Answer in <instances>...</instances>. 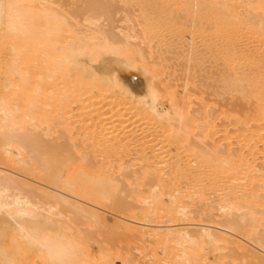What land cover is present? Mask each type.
<instances>
[{
    "label": "bare ground",
    "instance_id": "obj_1",
    "mask_svg": "<svg viewBox=\"0 0 264 264\" xmlns=\"http://www.w3.org/2000/svg\"><path fill=\"white\" fill-rule=\"evenodd\" d=\"M73 1L70 2L75 3ZM70 2L68 1V4ZM81 2L83 4H79L80 6L73 4L74 7L77 6L78 8H74L69 4L68 9L63 10L62 8V11L58 9L60 7L52 5V1L50 2L48 0L0 1V209H2L1 207L4 208L5 217L7 218L5 220L3 219V226L0 228V264H20L24 259H27L24 260L27 264V261L31 260V255H38L37 258L41 257L39 258V264H76L74 257H76V262L80 259H77V251L79 250L77 249L78 247H75L77 244L75 245L68 237L60 233L50 234L51 230L47 233V229L45 231V229L40 228V222L42 221L39 220L42 215L39 212L40 209L38 210V205L40 203L38 199L42 194H47V196L49 195L47 198H50V200L52 198L54 199L55 205L57 203L59 206L68 207L69 209L67 208L66 211L73 212V214L79 213L78 210H81L82 213L87 210L90 216L87 215L91 218H89L90 221L99 223L100 225L107 222V220L103 212H94L95 210H91L100 207H97V205L103 206L108 201L107 206L112 210L120 211L129 209L131 203L125 201L119 194H116L120 188L117 190V184L115 185L113 182L114 178L112 179L111 175L107 173V169L110 168L109 162L107 161L109 159L107 158L112 155H120L118 153H121L120 151L125 148V145H128L127 148H125L126 150L129 147L135 148L134 151L136 150L138 155L137 159H139V161H144V165L147 166V169H144V171L138 169L140 171L139 174L137 173L138 176L133 175L131 178L133 179L132 181L140 183L139 186H147V191L151 194L149 197L151 198V204L148 206L146 204V209H165V213L168 215L172 209H184L182 208V204L181 206L179 204L181 198L184 199L185 197H191L190 200L193 197L198 200L195 202L193 201L194 203L197 202V205L198 202H202V204H200L204 205V208L200 207L201 209H209L208 205L211 193L213 195L215 194V196L217 195L215 202L218 203L217 200L219 201L217 207H214V209H226V211H228L227 213L223 211V221H221V223L218 222V226H216L218 230L215 228V230H213L208 227H203V225L199 229L197 228V233H195L190 229L174 228L178 225H172L174 227L158 225V230L154 228L156 230L151 231L149 229V231H143L144 234L141 232L142 237L150 236L151 239L156 237L157 242H162L163 240H170L173 236L176 240L174 238L172 239L176 242L179 241L182 243V240L183 243H190L189 246L195 243V241L198 243L201 242V239H204L206 242H211L212 244L225 240L226 243L228 242L233 245V247L231 246L232 248L230 247L231 251L233 250L234 253L240 255L246 254L247 252H245V250L247 245L245 243L246 247L244 244H241L239 240L238 242L233 241L236 239L226 238L225 236L222 237L223 235L218 234L220 233L219 230L225 231L224 233H231V235L233 232H236L248 238L249 241L251 240L250 245L253 242L254 245L252 244V246L257 248L256 251L252 248L250 251V249L248 250L247 248L248 252L250 251V254H247L250 255V257L252 256L253 264H264V236H262L264 229L261 230L256 228L260 221L257 222L258 220H255L254 217L255 214L252 213V211H248V209L264 210V170L262 169L264 166L260 165L264 161L262 159V162L257 164L260 166V168L259 166L258 168L262 170V173L256 176L255 174L258 173L253 174L252 171L257 168V166L255 167L250 159H247L240 153V148L243 149L242 147L246 148L248 146V149H254L256 144L260 142L264 145V0H82ZM54 6L56 8H54ZM69 6L73 7L74 13H71L72 10H69ZM68 10L69 13H66ZM77 10H79L78 12L80 16H82V21L86 23H82L78 20L80 16L77 14ZM63 12L65 15L62 14ZM68 14L69 16H67ZM116 15H118V19ZM102 17L103 20L106 21V24L101 22ZM114 21L119 22L120 25L113 24ZM152 52L155 54L153 55ZM162 52L174 53L179 58H183L182 60L186 62L184 63L185 65L183 64L186 67L185 69L189 70V68L192 67V74L195 73L196 70H200L201 73H204L205 79L212 74L211 76L213 77L211 79H214L213 81H215L214 83L216 87H218V90L217 88L216 90L219 91L220 96H222L221 94L224 96L227 94V96L234 99V101L235 98H237V100L240 99L246 105L248 104V109L246 105L245 107L242 105L244 107V109H242L241 104L244 103L239 101L238 105V101H236L238 105L236 106L237 108L235 107V103L233 107L236 109L234 108L235 110H233V107L231 109L232 115L234 116L233 119L228 115L231 121H233V124L235 123L240 126H237L238 129H234L239 132L241 130L240 134H238L239 132H235L237 133L235 136L238 138L239 136L237 135L243 133L242 135L246 140L244 145L240 144V148L237 147L238 149H232V146L227 145L226 147H231V150L229 148H224L225 152H221L219 150V145H217L213 137L217 129L215 130L213 120L209 119L211 117L213 118L212 115L210 117V112L211 114L213 112L209 110L211 107H206L205 109V106L202 105V108L198 109L197 107L192 114L190 113L191 115L188 114L189 111L186 103L188 101L187 97L189 96L187 93L182 97L179 96L174 89H172L173 85L171 83H169V88L167 86L162 91L164 96L170 98L167 97L166 100L167 102L170 101L166 103L169 105L168 106L163 104L161 98L164 97L160 93L159 87L157 89L151 82L148 81L147 84L149 87L147 86L148 89H145L146 91L144 90V94L143 92L142 94L141 92L135 93L131 86L132 82L129 84L130 82H125L114 73V68L117 66L132 68L133 66L135 67L134 63L137 61L143 64L140 68H142V71L145 73L147 70L149 71L148 67H154V64H152V66L144 65L147 54L157 59L161 56ZM162 55L165 56V53ZM155 56H157V58ZM163 56L161 58L166 59V57ZM174 57L173 61L171 60V65L175 67L176 63L173 64ZM158 59L160 62H163L160 58ZM141 63L139 65H141ZM152 63H155V61ZM167 66L170 67V65ZM194 67L198 69L195 68L194 71ZM170 68L173 67L171 66ZM161 69L162 68H160V70ZM177 73L179 74L178 71ZM201 73L198 74L202 76ZM192 74L191 77H193ZM118 75L120 76V74ZM128 75L126 74V76ZM46 78L54 79L53 82L58 78L62 79L63 82L65 80L68 83L67 85L70 86L67 90L69 96L64 95L65 97L63 98L67 97V100L69 97V100L74 103H80L81 100L86 103V105L81 107L82 110L81 108L79 109L81 110L80 112L78 111L79 113H70L71 117L80 116L78 122H83L85 119L84 117L88 118V115H96L95 110L99 108L91 109L89 107L93 106V103H91L92 99H97V97L101 99H111L110 102L108 100L106 102L109 103L108 109L111 108L112 111L110 110V112L107 113L109 115L102 114V116H105L108 120L109 117H111V120L112 116L113 118L116 116L117 119L119 117L116 121L112 119L111 125L113 127L110 123L108 124L105 118L107 125L104 122L102 123L101 120L104 121V119L103 117L102 119L98 117V112L96 117L99 118L101 122H98L99 119L96 118L97 123H92L94 119L92 122L89 121L86 123L88 125H83L81 122L84 129H81L80 131H82V133L78 134L80 137L84 135L86 138H84L85 142H83L82 139L83 144L80 143L79 146L84 150L82 149V153L78 152L79 154L77 155L75 150L77 151L78 144L69 142V139H67V141L71 143L68 145V149L66 148L68 142H65L66 144L64 143L61 148H59L58 145L59 151L60 149L66 148L64 150L67 151V155H62L67 157L64 159L60 157L62 162L60 161V163L56 165L57 168L54 167L55 170L52 169L53 171L51 172L48 168L49 163L45 159L48 163L47 165L43 159L42 152L44 148L42 146L47 143L46 141L49 139V137L46 136L48 131H45L47 134L44 132L43 134L39 131L41 127L39 126L40 120L45 117L47 118L49 112L47 109L44 111L41 108L42 106L37 105L39 102H42V100L44 101L45 97L43 98V96H46L45 93V95H43V89L46 88H43ZM193 78H189L188 80L192 82L191 79ZM203 78V76L201 78L199 77V79ZM166 80H162L164 84L168 81ZM213 81L211 80V82ZM144 82L146 83V81ZM191 82L190 84H192ZM194 82L198 81L196 80ZM211 82H209V84ZM184 83L185 81H183L182 85ZM202 83V86H206L205 82V84ZM185 84L184 86L187 88ZM54 87L55 86H53V88ZM144 87L146 88V84ZM2 89L10 90L4 93L5 90L3 91ZM54 89L55 91L57 90L56 88ZM213 94L217 95L218 93ZM79 95L84 96V98H80ZM27 96L29 100L31 99L28 103L30 106L33 105L34 108L25 112L22 111L20 104ZM10 99L12 101L14 100L16 103V105L14 104L15 106L13 105V107H11L12 105H8L11 101ZM113 100L116 101L118 106L120 105L119 107H124L123 110H120L121 108L119 107H117L119 109H112V106L116 105L115 103L110 104ZM64 102L66 101L63 100V102H60L61 106ZM65 105H67V102L64 103L62 107ZM23 108L25 109V107ZM57 109H54L56 113L58 112ZM241 109L243 114L242 112L239 113ZM74 110L76 111V109ZM18 111L21 112V116H15V112ZM105 111L107 112V110ZM102 112L99 111V113ZM112 112L113 115L111 114ZM124 113L132 115V117L129 118L132 122L130 124L131 126L128 124L130 121L127 120V117L131 115L127 116ZM56 115L61 118L59 114ZM125 116H127L125 119L128 121L127 123L123 121ZM207 117L208 119H206ZM121 118H123V120ZM197 120L202 121L203 124H197ZM112 122H118L117 126L119 125V127L113 125L114 123L112 124ZM69 124L65 125V122L60 123L59 125L62 126L61 132L67 129L70 131L74 128V126L72 127V125L70 124V126ZM126 124L128 125L125 126ZM142 124H145V127H140ZM173 124L176 125L174 126ZM105 125L107 128L108 125H110V127L114 129L110 130L109 128L110 131L118 132V134L114 135L117 136V139H114L113 136V139L116 141L110 143V138L107 136L109 131L106 130L107 128H105ZM114 126L117 127V129L119 128L118 131ZM138 126L140 128H138ZM194 131L195 133H193ZM1 133H9V135H7L9 137L5 136L8 140L7 144H3L5 139ZM161 134H163V136ZM68 136H70V140L73 138L74 141L73 136ZM146 137L147 139H145ZM161 137L165 140L168 138V141L171 138L170 141L172 140L175 144L173 147H176L175 150L171 149L174 150V152L172 151L173 154L170 148H168L169 150L167 149L166 143V145H164L166 146V150L164 149V151L165 153L166 151H170L171 153L167 152L165 155L163 154V157L162 155L160 156L163 152V144L159 145L160 147L162 146L161 149L158 146L159 148L156 149L157 152L155 150L154 154L150 153L156 148L154 146L158 144L156 139L160 141L162 139ZM225 138L227 137L224 136V139ZM78 140L80 141V139ZM49 142L47 143L48 146L52 143ZM237 142L239 141H232V144ZM129 143H131L133 147L129 145ZM222 145L223 144H221V146ZM56 147H54V151H56ZM20 148L25 151H21ZM46 148L45 150H47ZM147 148H151L152 151L149 153L152 155L149 154V156L144 152ZM159 149L162 152L158 151ZM96 155H99L101 158L94 162V156ZM44 156L47 155L45 154ZM57 156L55 154L54 157H51V160H54L52 163L58 161L59 158ZM136 156L134 157L135 160ZM112 157L114 158V156ZM118 159L119 158H117V160ZM114 162L110 163V165L115 164ZM55 164H57V162H55ZM61 166H68V168H64L66 172H62ZM114 168H116V165ZM121 170L123 171V169ZM160 170L163 171V173L160 174ZM109 172L111 173L112 170ZM44 178L47 179L48 184H52V186L54 185L55 188H58L55 189L52 188V186H50L52 189L49 190L44 188L45 186L43 187V184L38 181H44ZM152 180L155 182V184L153 183L154 185L151 183ZM132 183L133 182L130 184ZM180 184L182 186H180ZM135 185L137 184L135 183ZM157 186L160 187L157 188ZM182 189L183 191H181ZM142 191L144 190L137 188L135 193L140 194ZM113 193L115 195H113ZM44 195H42V197ZM135 196L134 200H138V197L136 198ZM108 197L111 198L108 199ZM164 197H166L165 200H163ZM82 199L86 201L85 204L82 202ZM87 201L89 204H87ZM205 201H208V203L203 204ZM239 209H247V211L244 212L243 215L239 214V216H237L234 210L237 211ZM55 210H58L55 214L60 216V213L65 209H62V211H59V209ZM257 211L255 210V213H257ZM151 212L148 214L149 217L146 215L144 216L148 218L151 217L150 220L152 221L153 212ZM155 212L154 210V213ZM64 213L66 212H63L62 216H67ZM247 214H249V216L251 215V217L247 216ZM253 214L254 216L252 217ZM82 216L84 217V214ZM260 216H262V214ZM49 218L50 217L44 218L45 222L49 223V220L52 221ZM68 218L70 217L68 216ZM80 220L82 221V219ZM115 221H118V224H123V221L120 219H115ZM45 222L43 221V224H45ZM262 225H264V223H262ZM138 227L139 226H137V228ZM129 228L136 231L134 226H129ZM159 228L163 229L159 231ZM8 237V242H6L4 239ZM196 239L200 240L197 241ZM76 242L78 241L76 240L75 243ZM248 247L250 248L249 245ZM258 250L260 251L258 252ZM111 254L113 255V253ZM85 258L81 260L80 264H82V261L83 264L84 262L85 264H90V262L95 264L93 262L94 260L89 262V259L86 260ZM198 263L200 264V262L197 261L196 264ZM77 264H79V262H77ZM123 264L130 263L125 261Z\"/></svg>",
    "mask_w": 264,
    "mask_h": 264
},
{
    "label": "rangeland",
    "instance_id": "obj_2",
    "mask_svg": "<svg viewBox=\"0 0 264 264\" xmlns=\"http://www.w3.org/2000/svg\"><path fill=\"white\" fill-rule=\"evenodd\" d=\"M1 1V0H0ZM48 1H52V5H56L57 7H60V8H58L59 10L61 9L62 10V8H63V10H67L68 9V5L70 4V5H72L73 6V4L75 5H77V6H80L79 4H83L81 1L82 0H48ZM53 1H55V2H53ZM68 1L70 2V1H73V2H75V3H72V2H70L69 4H68ZM77 1V2H76ZM54 3H56V4H54ZM72 3V4H71ZM58 4H59V6H58ZM77 6H73L74 8H76ZM70 7V11L72 10V12L71 13H74L73 12V7H71V6H69ZM54 8H56L55 6H54ZM78 8V7H77ZM62 10V11H63ZM69 10L66 12V11H64V12H66V13H69ZM79 10H77V14H79V16H80V13L78 12ZM62 13V14H64L65 15V13ZM76 13V12H75ZM119 15V14H118ZM118 15H116L115 17L118 19ZM67 16H69V14L67 15ZM78 16V15H77ZM120 16V15H119ZM70 18V17H69ZM120 18V17H119ZM78 20L79 21H81L82 23H86L85 21H82V16H80V18L78 17ZM102 21L101 22H103L104 24H106V21H104L103 20V17H102V19H101ZM116 21V20H115ZM113 22V24H117V25H120V23L119 22ZM118 21V20H117ZM119 23V24H118ZM165 53V56H163L162 54H164ZM162 52V54H161V56L160 57H158V58H160L161 59V61H163V62H160V60L157 58V56H155L157 59H155L154 58V56H152V57H150L148 54H147V57H145V58H147L146 59V61L144 62L145 64V66H152V64H154L153 66L154 67H148V69H149V71L147 70V72H143L142 71V68H140V66H142L143 64L141 63V62H135L134 64H135V67L133 66L132 68H130V67H119V66H117L116 68H114V73H115V75L117 74V76L120 78V79H122V80H124L125 82H127V83H129V84H131V82H132V87H133V91L135 92V93H138V92H141V94H142V92H143V94H144V92L146 91L145 89H148V81L149 82H151V84H153V86L154 87H156L157 89H158V87H159V90H160V93L162 94V91L165 89V87H167L168 86V88H169V86H170V84L169 83H171L172 85H173V87H172V89H174V91L179 95V96H183L184 94H186L187 93V95L189 96V97H187L188 99V101H187V103H186V106H187V108H188V111H189V113L188 114H192L196 109H197V107H198V109L199 108H202L203 106H205L204 108L206 109V107H211L209 110L211 111H213L212 112V114H211V112H210V117H211V115L213 116V118L211 117V118H209V119H212L213 120V123L215 124V130H216V133H217V131H218V133L216 134V133H214V140H215V142L217 143V145H219V150L221 151V152H223L224 151V148H229V147H226L227 145L228 146H232V149H238L237 147H239L240 146V144H245V142H246V140L244 139L245 137L241 134V135H237V136H239L238 138L235 136V134H237L239 131L237 130H234V129H238V127H240L238 124H233V121H231V118L228 116V115H230L231 117H232V119H233V115H232V107L235 105V103H236V101H238V105H239V101L241 102V103H244V102H242L240 99L239 100H237V98H235V101H234V99H231V98H229V96H227V94H225V96L223 95V94H221L222 96H220V94H219V91H217L218 90V87H216V84L214 83L215 81H213L214 79H211L213 76H211V75H209V77L208 78H206L205 79V76H204V73H201V71L200 70H196L195 71V68H197V67H194V71H195V73H193L192 74V72H193V69H191L192 67H188L189 68V70L187 69H185L186 67L184 66L185 64L184 63H186L185 61H183L182 59L183 58H179L176 54H174V53H169V55H168V53L167 52ZM152 54L154 55L155 53H153L152 52ZM168 55V56H167ZM171 55H172V57H171ZM145 56H146V54H145ZM149 56V57H148ZM166 57V59L165 58H161V57ZM174 56H177V57H174ZM168 57H171V58H168ZM173 57H174V62H173V64H175V67H174V65H171L172 64V61H173ZM150 58V59H149ZM152 58V59H151ZM178 58V59H177ZM149 59V60H148ZM164 59V60H163ZM180 59V60H179ZM153 60V61H152ZM165 60H167V61H165ZM172 60V61H171ZM178 60V61H177ZM155 61V63H152V62H154ZM179 62V63H177V62ZM165 62H166V64L167 65H170V67L172 66L173 68H170L169 66H167L166 64H165ZM138 63V64H137ZM141 63V65H139ZM147 63V64H146ZM94 64H96V63H94ZM157 64H159V65H157ZM163 64H164V66H163ZM184 64V65H183ZM190 64V63H189ZM191 64H192V62H191ZM190 64V65H191ZM137 66V67H136ZM166 66V67H165ZM184 66V67H183ZM139 67V68H138ZM157 67V68H156ZM181 67H183V68H180ZM129 68V69H128ZM160 68H162L161 70H160ZM165 68V69H164ZM169 70H168V69ZM179 68V69H178ZM116 69V70H115ZM153 69H154V71L156 72H154L153 71ZM157 69V70H156ZM182 69H183V71H182ZM185 69V70H184ZM198 69V68H197ZM168 70V71H167ZM179 72V74L177 73V71ZM181 70V71H180ZM152 71V72H151ZM160 71V72H159ZM170 71V72H169ZM126 72V73H125ZM166 72H167V76H166ZM177 74H176V73ZM196 72H198V73H201L202 74V76L204 77L203 79H199V77L201 78L202 76L201 75H199L198 73H196ZM151 73H153V74H151ZM157 73H160V74H157ZM165 73V74H164ZM170 73V74H169ZM182 73V74H181ZM118 74H120V76L118 75ZM126 74L128 75V74H130V75H128V76H126ZM148 74V75H147ZM186 74H187V76H186ZM191 74H192V76L195 78V75L196 74H198V75H196V78H195V80H194V78L193 77H191ZM155 75H156V77H155ZM159 75V76H158ZM189 75V76H188ZM123 76H125V77H127V78H125V77H123ZM176 78H175V77ZM199 76V77H198ZM211 76V77H210ZM123 77V78H122ZM148 77V78H147ZM170 77V78H169ZM172 77H174V78H172ZM198 77V78H197ZM125 78V79H124ZM145 78V79H144ZM157 78V79H156ZM163 78V79H162ZM189 78H193V79H191L192 80V82L191 81H189L188 79ZM213 81V82H211V80ZM164 79L168 82H166L165 84H164ZM171 79H173V80H171ZM176 79V80H175ZM187 79V80H186ZM53 80L54 79H51V78H46L45 79V85L43 86V88H45V89H43L44 91H46V92H44L43 91V95H45L46 94V96H43V98L45 97H47L46 98V100H45V98H44V101L42 100V102H39L37 105H39V106H42L41 108L44 110V111H46V109H47V111L49 112H47L48 113V116H47V118L45 119H41L40 120V125L39 126H41L40 128H39V131H41L42 133L44 132V133H46L47 134V132H45V131H48V134L46 135L47 137H49V139L51 140H49L48 139V141H46L47 143L50 141V142H52V143H50L49 144V146L51 147V146H53V147H51V149H50V147L48 146V144L47 143H45L42 147H44L43 148V159L45 160H47V162L49 163V165H48V163L46 162V160H45V163H47V165H48V168H49V170H50V172L51 171H53L52 169H54V167L55 168H57L56 167V165H58V163H60V161L62 162V160H60V157H61V159H64L65 157H67V156H64V155H67V151H65L64 149H66L67 147H68V145H70L71 143H69V142H75V144H78V147H77V151L75 150V152H76V154L78 155L81 151H82V149H81V147L79 146V144L80 143H82V139H83V142H85V140H84V138H86V136H84V135H82V137H80L79 136V134L80 133H82V131H80L81 129L83 130L84 128H83V125H85L86 123H88L89 121H91L92 122V120L94 119V122H92V123H97V120L96 119H102V117H103V119L105 118L107 121H108V124L110 123V125H111V121H112V119H115V121H116V119H117V117L116 116H114L115 118H113V116H112V119L110 120V118L111 117H109V120H110V122H109V120L105 117V116H102V114L104 115H106L107 113H109L110 112V110H111V106L109 107L110 109H108V106H109V103L108 102H106L107 100L110 102V100L107 98V99H101V98H98L97 97V99L96 98H94V99H92V101H91V103H93L92 105L93 106H91V107H89V108H91V109H98L100 112H102V113H99V111L98 110H95V113H96V115H97V112H98V117L99 118H97L96 117V115L95 114H93V115H91V116H93V117H91V116H89L88 115V118H86V117H84L85 119L83 120V122L82 121H80V122H78L79 121V119H80V116H72L71 117V114H77V113H79L81 110H82V106H84V105H86V103L85 102H82V100L80 101V103H74V102H72L71 100H69V97H68V99L66 100V98H63V97H65L64 95H66V96H69L67 93H68V89H69V85H67L68 83L64 80V82H63V80L62 79H60V78H58L57 80H55L54 82H53ZM62 80V81H61ZM128 80V81H127ZM161 80V81H160ZM163 80V81H162ZM185 81V85H186V87L187 88H185V86H184V84L182 85V83H183V81ZM198 81V82H194V81ZM144 81H146V83L144 82ZM173 81H174V83H173ZM189 81V82H188ZM205 82L206 83V86H202L201 85V83L202 82ZM206 81H208V82H206ZM190 82L193 84H190ZM203 82V83H204ZM209 82H211L210 84H209ZM46 83H47V86H46ZM55 85H54V84ZM66 83V84H65ZM198 84V86H197V84ZM202 83V84H203ZM204 83V84H205ZM217 83V82H216ZM145 84H146V88L144 87L145 86ZM159 84H160V86H159ZM164 84V85H163ZM169 84V85H168ZM176 86H175V85ZM181 86H180V85ZM189 84V85H188ZM196 84V85H195ZM209 84V85H208ZM214 84V85H213ZM51 85V86H50ZM156 85V86H155ZM166 85V86H165ZM190 87V89H189V87ZM53 86H55L54 88H56L57 90L55 91V89L53 88ZM148 86V87H147ZM162 86H164V87H162ZM194 86V87H193ZM208 86V87H207ZM140 87V88H139ZM162 89H161V88ZM204 87H206V88H204ZM50 88H52V89H50ZM216 88H217V90H216ZM48 89H50V90H48ZM66 89V90H65ZM192 89V90H191ZM205 89V90H204ZM3 91L5 90V89H2ZM10 89H7V90H5V92L4 93H6V91L8 92ZM51 90H52V92H51ZM54 90V91H53ZM145 90V91H144ZM184 90V91H183ZM191 90V91H190ZM64 91V92H63ZM65 91H66V93H65ZM54 92V93H53ZM61 92V93H60ZM184 92V93H183ZM215 93V94H219V96H218V94L217 95H214L213 93ZM45 93V94H44ZM47 93H49V94H47ZM53 93V94H52ZM183 93V94H182ZM189 93V94H188ZM163 95V94H162ZM218 96V97H217ZM79 97L81 98V97H83L84 98V96H81V95H79ZM163 97L164 98H161L162 99V101H163V104H165V105H168V104H166V103H169V102H167L166 100H167V97L166 96H164L163 95ZM169 98V97H168ZM101 99V100H100ZM170 99V98H169ZM224 99V100H223ZM11 100V99H10ZM9 100V101H10ZM31 100V99H30ZM30 100H29V98H28V96L25 98V100L23 101V102H21V104H20V106L22 107V111H29L30 109H32V108H34L33 107V105H31L30 106V104L28 103V102H30ZM63 100L64 101H66L67 102V105H65L64 107H62L63 106V104L64 103H66V102H64V103H62V106H61V101L63 102ZM94 100V101H93ZM203 100V101H202ZM166 101V102H165ZM118 102V101H117ZM231 102V103H230ZM23 103V104H22ZM26 103V104H25ZM41 103V104H40ZM60 103V104H59ZM69 103V104H68ZM75 105H74V104ZM116 104V105H113L112 106V109L114 108V110L117 108V107H119L118 105H117V103H116V101H114L113 100V102L111 101V103L110 104ZM214 103V104H213ZM226 103V104H225ZM230 103V104H229ZM16 105V103L14 102V100L12 101H10V103L8 104V105H12L11 107H13V105ZM108 104V105H107ZM205 104V105H204ZM233 104V105H232ZM14 105V106H15ZM35 105H36V103H35ZM48 105V106H47ZM70 105V106H69ZM203 105V106H202ZM207 105V106H206ZM229 105H230V107H229ZM237 105V103H236V105H235V107L236 106H238ZM242 105H244V107H245V103L244 104H241V106ZM248 105V104H247ZM246 105V108L248 107ZM28 106V107H27ZM47 106V107H46ZM51 106V107H50ZM61 106V107H60ZM76 106H77V108H76ZM116 106V107H115ZM122 106V105H121ZM169 106V105H168ZM215 106V107H214ZM23 107H25V109L23 108ZM50 107V108H49ZM94 107V108H93ZM235 107H233V110H235L236 108ZM244 107L242 106V109H244ZM57 109V108H59V109H57L58 110V112L56 113V110H54V109ZM81 108V110H79ZM119 108H121V107H119ZM119 108H117V109H119ZM123 108L124 107H122L120 110H123ZM235 108V109H234ZM28 109V110H27ZM73 110V112H72V110ZM74 109H76V111L74 110ZM242 109L239 111V113H241L242 112ZM248 109V108H247ZM246 109V110H247ZM84 110V109H83ZM105 110H107V112L105 111ZM119 110V111H120ZM207 110H208V108H207ZM208 110V111H209ZM246 110H243V111H246ZM60 111V112H59ZM79 111V112H78ZM112 111V110H111ZM124 112V111H123ZM42 113V112H41ZM71 113V114H70ZM120 113L122 114V112L120 111ZM1 114V113H0ZM56 114H59V116H61V118H59ZM112 115H113V112L111 113ZM111 114H110V116H111ZM125 115H127V116H130L131 114H127V113H124ZM190 114V115H191ZM222 114V115H221ZM242 114H243V112H242ZM21 116V112L20 111H18V112H15V116ZM95 115V116H94ZM107 115H109V114H107ZM55 116V117H54ZM127 116H125V118H124V120H123V118H121L124 122H128L127 120H129V118H131L132 117V115L130 116V117H127ZM79 117V118H78ZM108 117V116H107ZM124 117V116H123ZM126 117H127V120H125L126 119ZM209 117V116H208ZM208 117L206 118V119H208ZM218 117V118H217ZM228 117V118H227ZM96 118V119H95ZM222 118V119H221ZM59 119V120H58ZM88 119V120H87ZM91 119V120H90ZM100 119H99V121L98 122H101L102 121V123L104 122L105 124H106V120L104 119V121L103 120H101L100 121ZM118 119H119V117H118ZM117 119V120H118ZM120 119V120H121ZM133 119V118H132ZM65 120V121H64ZM74 120V121H73ZM76 120V121H75ZM95 120H96V122H95ZM134 120V119H133ZM132 120V121H133ZM228 121V123H227V121ZM74 123H73V122ZM84 121H87V122H84ZM130 122L128 123L129 124V126H131L130 124L132 123L131 122V120H129ZM199 121V122H198ZM231 121V122H230ZM65 122V125L67 124H71L72 125V127L74 126V128L73 129H71L70 131L67 129L66 131H63V132H61L62 130H61V125H59L60 123H64ZM67 122V123H66ZM81 122H82V124L83 125H81ZM114 122H112V124H113ZM173 123V122H172ZM176 123V122H175ZM69 124V125H70ZM117 124H118V122L117 123H114L113 125H116L117 126ZM124 124V123H123ZM128 124H126L125 126H127ZM197 124H200V125H202L203 123H202V121H200V120H197ZM70 125V126H71ZM79 125V126H78ZM81 125V126H80ZM86 125H88V124H86ZM91 125V124H90ZM107 125V124H106ZM105 125V126H106ZM110 125H108V128H107V126L105 127V128H107L106 130L107 131H109V134L107 135V136H109V138L112 140H110L109 139V141H110V143L111 142H113V141H116V140H114L115 138L117 139V136H114V135H116V134H118V132H112V131H110L111 129H113L112 127H110ZM133 125V124H132ZM138 125H140V124H138ZM145 124H142V126H140V127H143ZM174 125V124H173ZM176 125V124H175ZM174 125V126H175ZM69 126V127H70ZM75 126H76V128H75ZM238 126V127H237ZM115 127V126H114ZM117 127H119V125L117 126ZM117 127H115L116 129H117ZM139 126H138V128H140ZM145 127V126H144ZM237 127V128H236ZM45 128V129H44ZM109 128H110V130H109ZM52 129H54V130H52ZM59 129V130H58ZM119 129V128H118ZM118 129H117V131H118ZM143 129V128H142ZM145 129V128H144ZM221 129V130H220ZM240 129V128H239ZM64 130V129H63ZM114 130V129H113ZM139 130V129H138ZM223 130V131H222ZM60 131V132H59ZM69 131V132H68ZM80 131V132H79ZM21 132H22V130H21ZM56 132V133H55ZM59 132V133H58ZM111 132V133H110ZM235 132H237V133H235ZM2 133H5V132H2ZM1 133V134H2ZM43 133V134H44ZM67 133V134H66ZM71 133V134H70ZM79 133V134H78ZM114 133V134H113ZM193 133H195V131L193 132ZM224 133V134H223ZM241 133V130H240V132L238 133V134H240ZM76 134V135H75ZM77 134H78V136H77ZM111 134H112V136H111ZM7 135H9V133L8 134H2V136H4V142H6V143H4L3 142V144H7V139L5 138V136H7ZM55 135V136H54ZM68 135H71V136H73L74 137V141H73V138H72V140H70V136H68ZM162 136H163V134H161ZM165 135V134H164ZM223 135V136H222ZM67 136V137H66ZM113 136H114V139H113ZM160 136V135H159ZM224 136L225 137H227V138H225L224 139ZM242 136V137H241ZM7 137H9V136H7ZM51 137V138H50ZM149 137H152V136H149ZM168 137V136H167ZM193 137V136H192ZM157 138H158V136H157ZM162 138V137H161ZM240 138H242V139H244V140H242V139H240ZM66 139V140H65ZM67 139H69V142L67 141ZM78 139H80V141L78 140ZM145 139H147V137L145 138ZM159 139H160V137H159ZM159 139H156L155 141L158 143V144H156V146H154V147H156L154 150H153V152H150V151H152L151 150V148H147V149H145L144 150V152L146 153V154H150V153H155L154 151L157 149V148H159L160 146L159 145H162L163 144V152L162 151H160V149H161V147H160V149L158 150V151H160V152H162V154H160V156L162 155V157H163V154L165 155L167 152L169 153L170 151L172 152H174V150L176 149V147H173V146H175V144L172 142V140L170 141V139H169V141L166 139H161L160 141H159ZM227 139H229V140H227ZM236 139V140H235ZM63 140V141H62ZM234 142V141H239V142H237V143H233L232 144V141ZM198 141V140H197ZM205 141V140H204ZM226 141V142H225ZM228 141V142H227ZM230 141V142H229ZM67 143L68 142V144H67V146H66V148H63L62 150L60 149V151H59V148H61V146H63V144L64 143ZM78 142V143H77ZM161 142V143H160ZM168 142V143H167ZM59 143V144H58ZM65 143V144H66ZM167 145H166V144ZM219 143V144H218ZM227 143V144H226ZM231 143V144H230ZM262 142H260V143H257L256 144V146L254 147V149L253 148H251V149H248V146L245 148V147H242L243 149H241L240 147V153H242V155H244L247 159H250L252 162V164H254L255 165V167L257 166V168H255L252 172H253V174H255V173H258V174H255L256 176H259V175H261V173H262V170L260 171L259 170V168H260V166L259 165H257V164H260L262 161V159H263V161H264V150H262V149H264L263 148V143L261 144ZM83 144V143H82ZM81 144V145H82ZM169 144V145H168ZM221 144H223L222 146H221ZM237 144V145H236ZM239 144V145H238ZM258 144H259V146H260V149L262 150H260L259 149V146H258ZM54 145H56V146H54ZM58 145H59V148H58ZM129 145H131V143H129ZM164 145H166L167 146V149L168 148H170V151H166V153H165V151H164V149L166 150V146H164ZM171 145V146H170ZM234 145V146H233ZM261 145H263V146H261ZM46 146H47V148H46ZM128 146V145H127ZM127 146L125 145V148H127ZM132 146V145H131ZM159 146V147H158ZM169 146V147H168ZM204 146V145H203ZM224 146V147H223ZM236 146V147H235ZM242 146V145H241ZM49 147V148H48ZM54 147H56V151H54ZM79 147H80V149H79ZM133 147V146H132ZM153 147V148H154ZM165 147V148H164ZM204 147H206V146H204ZM15 148V147H14ZM17 148V147H16ZM45 148L47 149V150H45ZM58 148V149H57ZM124 148V149H125ZM152 148V149H153ZM21 149V148H20ZM51 151H50V150ZM68 149V148H67ZM122 150V151H120L121 153H118V154H120V155H112V156H114V158L112 157H109V158H107V159H109V160H107L108 162H109V166H110V168L109 169H107L108 171H107V173H109L110 175H111V177H112V179L114 180L113 182H114V184L116 185L117 184V187L116 188H118L117 190H119V188H120V190L119 191H117V193L116 194H119L120 195V197H122L125 201H127L128 203H131L130 204V208L129 209H123V210H112V209H110L108 206H107V202H106V204H104L103 206H101V205H97V207H99V208H97V209H91L92 211H94V212H103L104 214V216H105V218H106V220H107V222H105V223H102V225H100L99 223H95V222H93V221H90V215L88 214V211L86 212H81V210L79 211L78 210V212L80 213H77V214H73V212L71 213V212H67L66 211V209L68 208V207H64V206H59V204H57L56 203V205H55V202H54V199L52 198L51 200H50V198H47L48 196H47V194L46 195H44V194H42V195H44L43 197H42V195L40 196V198L38 199V202H39V200H40V203H39V207H38V210H39V212L41 213V218H40V220L39 221H42V222H40V225H41V229H45V231H46V229H47V233H49V230H51L50 231V234H52V233H55V234H62L63 236H66V237H68L69 238V240H71L75 245L77 244V246H75V247H78L77 249H79L77 252V254H78V257H77V259H79L77 262H79V264H80V262H81V260H84L83 258H85L86 260H88L89 262L90 261H92V260H94L93 262L95 263V264H123L125 261H127V262H129L130 264L131 263H133V264H196L197 263V261L198 262H200V264H253V260H252V256L250 257V255H248L247 253H249L252 249L254 250L255 249V251L257 250V248L254 246H252V244H253V242L251 243V245H250V241H249V239L248 238H246L245 236H243V235H240V233L238 234V233H236V232H233V234L231 235V233H224L225 231H221V230H219L220 231V233H218L219 235H223L222 237H228V238H230V239H236V240H233V241H237L238 242V240L241 242V244H246L247 245V247H246V245L244 244V246L246 247V250H245V252H247L246 254H238V253H234L233 252V250L231 251V248L233 247V245L232 244H230V243H226L225 242V240L224 241H219V242H216V243H211V242H206L204 239V241H205V243H204V241L201 239V238H203V237H201L199 240L201 241V242H196L195 240V243H192V245L191 246H189V244H187V242H184L183 243V241L181 240V242L182 243H180L179 241H175L176 239L172 236V238H174V239H172V238H170V240H163L162 242H157V238L156 237H154V239L152 238H150V236H141V232H143V231H149V229L152 231V230H158V225L160 226V225H166V226H172V225H178L177 227H174V226H172V227H174V228H183V229H190L192 232H195V233H197V231L196 230H198L200 227H202L203 225V227H208V228H211V229H213V230H215L216 229V226H218V222L219 223H221V221H223V217L224 216H222V215H224L223 213V211H226V209H214V207L216 208L217 207V205H218V203H219V201L217 200V202L218 203H216L215 201H216V196H215V194L213 195V194H211L210 193V199H211V202H210V199H209V205H212V206H209L208 204V208L209 209H201L202 207L204 208V205H201L202 204V202H198V205H197V202L196 203H194L195 201H198L197 199H195V198H193L192 197V199L190 200V198L189 197H187L188 199H189V201H188V199L185 197L184 199L183 198H181V202H180V206H181V204H182V208H184V209H172L171 210V212H169L170 214H168L167 215V213H165V209H146V204H147V206L148 205H150L151 203H150V201H151V198H149L150 197V193L147 191L148 189H147V186H139L140 185V183H138L137 181L135 182V181H132L133 179H131L132 177H133V175L134 176H138V174H139V172L140 171H144V169H147V166L146 165H144L145 163H143L144 161H142V160H140L139 161V159H137V157H138V155H137V152H136V150L134 151V149L135 148H131V147H129L127 150L125 149V150ZM131 149V150H130ZM171 149H174V150H171ZM230 150H231V147L229 148ZM244 149H246V150H244ZM14 150H16V149H14ZM84 150V149H83ZM169 150V149H168ZM21 151H25V150H22L21 149ZM63 151V152H62ZM65 151V152H64ZM125 153H124V152ZM128 151V152H127ZM133 151V152H132ZM247 153H246V152ZM44 152H45V154L47 155V156H44L45 154H44ZM49 152V153H48ZM54 152H56V153H54ZM58 152H59V154H58ZM79 152V153H78ZM130 152V153H129ZM132 152V153H131ZM136 152V153H135ZM150 152V153H149ZM156 152H157V150H156ZM170 152V153H171ZM173 152H172V154H173ZM225 152V151H224ZM245 152V153H244ZM254 152V153H253ZM23 153V152H22ZM49 155H48V154ZM51 153V154H50ZM54 153V154H53ZM82 153V152H81ZM123 153V154H122ZM24 154V153H23ZM56 154V156L59 158L58 159V161H55V162H57V164H55V162H53L52 163V161H54V160H51V157H54V155ZM62 154H64V155H62ZM75 154V155H76ZM24 155H26V154H24ZM51 155H53V156H51ZM60 155V156H59ZM137 155V156H136ZM150 155H152V154H150ZM149 155V156H150ZM48 156H50V157H48ZM64 156V157H63ZM136 156V160H135V157ZM45 157H47V158H45ZM57 157H56V160H57ZM63 157V158H62ZM116 157V158H115ZM95 158V159H94ZM94 162L95 161H97V160H99L101 157L99 156V155H96V156H94ZM117 158H119L118 160H117ZM53 159V158H52ZM92 159V160H93ZM112 159V160H111ZM127 159V160H126ZM128 159H129V161H128ZM254 159V160H253ZM49 160H51V161H49ZM120 160V161H119ZM163 160V159H162ZM64 161V160H63ZM114 161H116V162H114ZM124 161V162H123ZM115 163V164H112L113 165V167H112V165H110V163ZM120 162H122V163H120ZM136 162V163H135ZM50 163H51V167H50ZM120 163V164H119ZM125 163V164H124ZM129 163V164H128ZM142 163H143V166H142ZM263 163L264 162H262V164H260V165H262V166H264L263 165ZM126 164H128V165H126ZM138 164V165H137ZM115 165H116V168H114L115 167ZM122 165V166H121ZM134 165V166H133ZM120 166V167H119ZM124 166H125V168H124ZM146 166V167H145ZM258 166H259V168H258ZM63 167V168H62ZM68 168V166H61V169L63 170H61L62 172H66V168ZM119 167V168H118ZM129 167H132V168H129ZM51 168V169H50ZM65 168V169H64ZM119 170H118V169ZM135 168V169H134ZM112 170V172L110 173L109 171H111ZM115 169V170H114ZM121 169H123V171L121 170ZM128 169V170H127ZM140 171H139V170ZM161 169H162V167H161ZM257 169V170H256ZM262 169L264 170V168L262 167ZM55 170V169H54ZM122 172H121V171ZM257 172H256V171ZM114 171V172H113ZM260 171V172H259ZM138 173V174H137ZM159 173L161 174V173H163V171H159ZM264 173V172H263ZM62 174H64V173H62ZM96 174V173H95ZM125 174V175H124ZM94 175V174H93ZM97 175V174H96ZM96 175H94V176H96ZM115 175V176H114ZM120 175V176H119ZM121 177V178H120ZM125 177V178H124ZM129 177H130V180H129ZM45 179V178H44ZM43 179V180H44ZM39 182H41L42 184H43V187L44 188H46V189H52V188H55L54 187V185L52 186V184H48L47 183V179H45L44 181H40V180H38ZM116 181V182H115ZM156 181V180H155ZM45 182V183H44ZM131 182H133L132 184H130ZM119 183V184H118ZM135 183L137 184V185H135ZM152 185H154L155 184V182H153V180H152ZM151 183L149 182V185L151 186ZM154 183V184H153ZM128 184H130V185H128ZM157 184H158V182H157ZM48 187H47V186ZM50 186H52V188H50ZM127 188H126V187ZM139 186V187H138ZM180 186H182L181 184H180ZM160 187V186H159ZM158 186H157V188H159ZM58 187H56L55 189H57ZM137 188H140V189H143L144 191H142V193L140 192V194L139 193H135V191H136V189ZM105 189H106V187H105ZM59 190V189H58ZM146 190V191H145ZM181 191H183V189L181 190ZM180 191V192H181ZM128 192H129V194H128ZM66 193V192H65ZM149 193V194H148ZM207 193V192H206ZM128 196H127V195ZM140 196H139V195ZM64 195H66V194H64ZM110 195V194H109ZM113 195H115L114 193H113ZM121 195H123V196H121ZM130 195V196H129ZM131 195H133V196H131ZM136 195V196H135ZM146 195V196H145ZM108 196V195H107ZM112 196V195H111ZM134 196L138 199V200H134ZM209 196V195H208ZM113 197V196H112ZM111 197H108V199H110ZM135 198V199H136ZM144 198H146V199H144ZM165 198L166 197H164L163 198V200H165ZM167 199H168V197H167ZM184 201H183V200ZM193 199H195V200H193ZM83 200V199H82ZM131 201V202H130ZM144 201V202H143ZM194 201V202H193ZM84 204L86 203V201H82ZM81 202V203H82ZM185 204H183V203ZM190 202V203H189ZM49 203V204H48ZM53 203V204H52ZM83 203H82V205H83ZM191 203H192V205H191ZM193 203H194V205H193ZM205 203H208V201L206 202H204L203 204H205ZM87 204H89L88 203V201H87ZM86 204V205H87ZM134 204V205H133ZM55 205V206H54ZM106 205V206H105ZM131 205H132V207H131ZM215 205V206H214ZM53 206V207H52ZM59 206V207H58ZM84 206V205H83ZM145 206V207H144ZM179 206V207H180ZM193 206V207H192ZM86 207V206H85ZM201 207V208H200ZM212 207V208H211ZM2 209H0V228L3 226V219L5 220V219H7L5 216V213H4V208L3 207H1ZM87 208V207H86ZM197 208V209H196ZM200 208V209H199ZM42 209V210H41ZM45 209V210H44ZM49 209V210H48ZM55 209H59V211H62V209L64 210V211H62L59 215L60 216H57L55 213H56V211H58V210H55ZM69 209V208H68ZM53 210V211H52ZM97 210V211H96ZM133 210V211H132ZM154 210L156 211L155 213H154ZM180 210V211H179ZM194 210H197V211H194ZM255 210L257 211V210H259V209H248V211L249 212H251L252 211V213H254L255 214V216H254V214L252 215V217L254 216L255 217V220H258L257 222H259L260 221V223H258V226H256V228L257 229H261V230H263L264 228V225H262V223H264V210L263 209H260L259 211H257V213H255ZM48 211V212H47ZM153 213H152V212ZM176 211H178V212H176ZM247 211V209H239V210H234V212H236L237 214V216H239V214L240 215H243V213L244 212H246ZM51 212V213H50ZM63 212H66V213H64L65 215H67V216H62L63 214ZM125 212V213H124ZM131 212V213H130ZM152 213L153 214V217H152V221L150 220L151 219V217L150 218H148L149 217V213ZM176 212V213H175ZM181 212V213H180ZM184 212V213H183ZM228 211H226L225 213H227ZM233 212V211H232ZM240 212V213H239ZM68 213V214H67ZM71 213V214H70ZM90 213V212H89ZM178 213H180V214H178ZM242 213V214H241ZM52 214V215H51ZM84 214V217L82 216ZM89 216H88V215ZM137 214V215H136ZM262 214V216H260ZM86 215V216H85ZM144 215H146V216H148V217H145ZM154 215H156V216H154ZM183 215H185V216H183ZM68 216L70 217V218H68ZM80 217V219H82V221L79 219V217ZM108 216V217H107ZM152 216V215H151ZM159 216V217H158ZM247 216H249V214H247ZM48 218V217H50L49 219H51L52 221H50L49 220V223L48 222H45V219L44 218ZM60 217V218H59ZM62 217V218H61ZM76 217H77V219H76ZM83 217V218H82ZM249 217H251V215L249 216ZM66 218V219H65ZM90 218V219H89ZM68 219H70V220H68ZM73 219V220H72ZM74 219H76V220H74ZM115 219H120L121 221H123V224L122 223H119L118 224V221H115ZM65 220V221H64ZM79 220V221H78ZM132 220V221H131ZM149 220V221H148ZM43 221L45 222V224H43ZM71 221V222H70ZM75 221V222H74ZM145 221V222H144ZM51 222V223H50ZM55 222V223H54ZM85 222V223H84ZM117 222V223H116ZM126 222V223H125ZM257 222H256V224H257ZM58 225H57V224ZM83 223V224H82ZM128 223V224H127ZM130 223V224H129ZM189 223V224H188ZM214 223H216V224H214ZM61 224V225H60ZM156 224V225H155ZM196 224V225H195ZM134 226L135 227V229H136V231L135 230H133L132 228H129V226ZM143 225V226H142ZM149 225H151V226H149ZM181 225V226H180ZM207 225V226H206ZM137 226H139L138 228H137ZM123 227H125V228H123ZM127 227H128V229H127ZM141 227V228H140ZM153 228V229H152ZM154 228H156V229H154ZM198 228V229H197ZM215 228V229H214ZM255 228V229H256ZM132 229V230H131ZM138 229V230H137ZM161 229H163V228H159V231L161 230ZM256 229V230H257ZM216 230H218V228L216 229ZM255 230V231H256ZM44 231V230H43ZM133 231H135V232H133ZM258 231V230H257ZM130 232V233H129ZM221 232H223V233H221ZM254 232V231H253ZM135 233H138V234H135ZM235 233V234H234ZM251 233H252V231H251ZM262 233V232H261ZM140 234V235H139ZM142 234H144V232L142 233ZM253 234V233H252ZM263 234V235H262ZM261 235L262 236H264V232L262 233ZM229 235V236H228ZM138 236H141V237H137ZM231 236V237H230ZM72 239H71V238ZM147 237H148V239H147ZM243 237V238H242ZM140 238V239H139ZM151 239V241H150V239ZM246 238V239H245ZM9 239V237L8 238H5L4 240L6 241V242H8L7 240ZM172 239V240H171ZM78 241V242H76L75 243V241ZM145 240V241H144ZM152 240H153V243H152ZM156 240V241H155ZM177 240H178V238H177ZM197 241H199L198 239H196ZM158 241H159V238H158ZM248 241V242H247ZM178 242H179V244H178ZM95 243V244H94ZM183 244V245H182ZM187 244V245H186ZM227 244V245H226ZM248 245L250 246V248L248 247ZM254 245V244H253ZM80 246V247H79ZM228 246V247H227ZM232 246V247H231ZM231 247V248H230ZM88 248V249H87ZM247 248H248V250L250 249V251L248 252V250H247ZM252 248V249H251ZM81 249H82V252H84V253H82L81 252ZM84 250V251H83ZM88 251V252H87ZM260 250H258V252H259ZM91 252V253H90ZM117 252V253H116ZM79 253H80V255H79ZM86 253V254H85ZM90 253V254H89ZM104 255H103V254ZM111 253H113V255L111 254ZM234 253V254H233ZM33 254V253H32ZM76 254V255H77ZM94 254V255H93ZM250 254V253H249ZM31 255V254H30ZM29 255V256H30ZM36 255V254H35ZM82 255V256H81ZM83 255H87V256H83ZM90 255V256H89ZM108 255V256H107ZM29 256H28V258H29ZM33 256V257H32ZM37 256L38 255H36V256H34V255H31L30 256V261H27V264L29 263V264H31L32 262L34 263V264H39L40 263V260H39V258H41V257H39V258H37ZM80 256V257H79ZM100 256V257H99ZM237 256V257H236ZM32 257V258H31ZM94 257V258H93ZM103 257V258H102ZM244 257V258H243ZM36 258V259H35ZM106 258V259H105ZM196 258V259H195ZM103 259H104V261H103ZM24 260H27V259H24ZM24 260H22L23 262H24ZM29 260V259H28ZM43 260V259H42ZM102 260V261H101ZM191 260V261H190ZM20 262V264H23V262ZM74 261H75V263L77 264V262H76V257H74ZM106 261V262H105ZM112 261V262H111ZM105 262V263H104ZM123 262V263H122ZM196 262V263H195ZM32 263V264H33ZM92 262H90V264H91ZM24 264H26L25 262H24ZM82 264H83V261H82ZM84 264H85V262H84ZM93 264V263H92ZM199 264V263H198Z\"/></svg>",
    "mask_w": 264,
    "mask_h": 264
}]
</instances>
